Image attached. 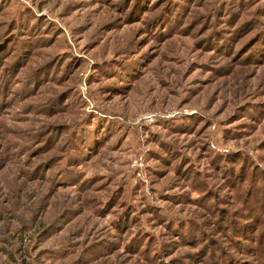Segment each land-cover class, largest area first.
I'll list each match as a JSON object with an SVG mask.
<instances>
[{"label": "rangeland", "instance_id": "obj_1", "mask_svg": "<svg viewBox=\"0 0 264 264\" xmlns=\"http://www.w3.org/2000/svg\"><path fill=\"white\" fill-rule=\"evenodd\" d=\"M1 72L0 264H264V0H0Z\"/></svg>", "mask_w": 264, "mask_h": 264}, {"label": "trees", "instance_id": "obj_2", "mask_svg": "<svg viewBox=\"0 0 264 264\" xmlns=\"http://www.w3.org/2000/svg\"><path fill=\"white\" fill-rule=\"evenodd\" d=\"M4 66H8L7 64H5V65H3V70H5L7 67H5L4 68ZM5 74H4V72H1L0 73V78H2V79H4V78H7V77H5L4 76ZM6 89H7V86L5 85V83L4 84H2V83H0V92H2V91H6ZM8 91L10 90V89H7ZM6 93V92H5ZM4 100V99H3ZM8 99H6L5 100V103L4 104H6ZM4 102V101H3ZM248 196H249V194H248ZM255 197L256 196H254L253 197V199H255ZM257 200H259V198L257 199ZM264 203V202H263ZM263 211H264V204H260V202L258 201L257 203H256V206H254V208L252 209L251 208V210L249 211H247V213H250L249 215H251L250 216V219H257L258 221H259V217H260V215L263 213ZM248 214H247V216H249ZM251 223V221L250 222H243V221H241V220H234L233 221V227H234V229L237 231V233H239L240 235H244V236H248V237H251L250 236V234H251V228H250V224ZM259 224H260V222H259ZM258 224V227H263L264 225H259ZM264 224V223H263ZM264 228V227H263ZM261 234V233H260ZM260 236V235H259ZM235 239H239V238H235ZM256 236H252V239H250L252 242H253V244L255 245V247H253L254 249H255V254H256V257L258 258V257H260L259 259H262V260H264V229H263V233L261 234V237L259 238V241H256ZM239 241V240H238ZM200 244V243H199ZM198 244V245H199ZM199 247V246H198ZM230 252V251H229ZM227 253V252H225L223 255H222V257L220 258L221 259V264H242L241 263V261H238L234 256H233V254H232V252H230V253Z\"/></svg>", "mask_w": 264, "mask_h": 264}, {"label": "built area", "instance_id": "obj_3", "mask_svg": "<svg viewBox=\"0 0 264 264\" xmlns=\"http://www.w3.org/2000/svg\"><path fill=\"white\" fill-rule=\"evenodd\" d=\"M155 120H156V115L146 116V121H148L149 123H154Z\"/></svg>", "mask_w": 264, "mask_h": 264}]
</instances>
